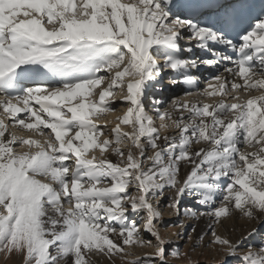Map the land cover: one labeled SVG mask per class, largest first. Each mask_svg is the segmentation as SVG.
I'll list each match as a JSON object with an SVG mask.
<instances>
[{"label":"snow or ice","instance_id":"1","mask_svg":"<svg viewBox=\"0 0 264 264\" xmlns=\"http://www.w3.org/2000/svg\"><path fill=\"white\" fill-rule=\"evenodd\" d=\"M165 208L173 227L207 218L222 260L264 264L256 228L217 231L264 222V0H0V253L94 264L147 246L130 264H168Z\"/></svg>","mask_w":264,"mask_h":264},{"label":"rangeland","instance_id":"2","mask_svg":"<svg viewBox=\"0 0 264 264\" xmlns=\"http://www.w3.org/2000/svg\"><path fill=\"white\" fill-rule=\"evenodd\" d=\"M113 125L114 124H110L109 127H112ZM161 134H166V133L162 132ZM172 134L174 133L172 132ZM166 210L167 213H165ZM171 213H172L171 210H168L167 208L163 210V217H162L163 227L161 228L162 237L168 241H171V243L166 245L169 253L168 264H233L231 258H225L222 260L221 256L217 252L207 247L209 243L208 237H206L207 241H205L206 239H204V241H200V237H198L199 235H197L196 232H193L192 229L188 227L187 221H185L183 227H173L172 225L177 222L178 218ZM135 219H137V223L141 222L139 218H135ZM263 224L264 222L262 223V225ZM179 228H182V232L178 231ZM236 229L238 228L232 223V220L228 221L223 227L217 226L218 233L222 235H225L226 231L232 234ZM263 232H264V225L257 230V234L255 236V241L259 245L261 243H264ZM176 233H180L181 235L177 236L175 235ZM189 234H191V240L188 239ZM144 238L146 240H152L153 244L155 243L154 238H152L147 233H145ZM248 242L249 241H246L245 243ZM250 242L256 245V243L252 242V239L250 240ZM193 245H198L194 251L192 250ZM176 250H179L181 253H187L188 256L181 257L179 259L172 258L171 253ZM128 251H130L132 255L127 256L124 260H121L119 256L112 257L111 260L113 261L114 264H130L131 261H135L137 258L145 259L147 256H151L152 254H154L155 248L147 247V246L143 248L134 247L128 249ZM99 255H94V256L101 257L103 254H101L100 256ZM0 257H5V255L3 253H0ZM10 258L11 257L9 256L8 259ZM7 263H10V261L4 263V261L0 259V264H7Z\"/></svg>","mask_w":264,"mask_h":264},{"label":"bare ground","instance_id":"3","mask_svg":"<svg viewBox=\"0 0 264 264\" xmlns=\"http://www.w3.org/2000/svg\"><path fill=\"white\" fill-rule=\"evenodd\" d=\"M165 75H168V73H165ZM199 75L201 76V79H203L206 75H207V72H204V73H199ZM204 85L203 83L200 84V88H203ZM184 92V87L182 85H178L176 88L174 89H169V86L165 83V86H164V91L162 93H159L158 95L159 96H162L165 100H169L172 98V97H179L183 94ZM120 104V100L119 98H117V101H116V105L115 106H119ZM123 109H121L119 112H117L115 115L113 114H109L107 116V120L108 121H113L115 120V116L116 115H120L122 113ZM101 124H103V121H101ZM114 126V125H113ZM18 135H27V133H17ZM161 135H172V132H168L166 134H161ZM110 159L113 160V162L116 161V157L114 156H110L109 157ZM184 171H187L186 169ZM167 198V195L165 197V199ZM184 206V205H183ZM170 210V209H168ZM172 212V210H171ZM165 213H167V210L165 211ZM173 214V213H171ZM175 216V215H174ZM185 221L188 222V227H190V229H193L195 228V231L197 235H199L198 237H200L207 229V225H208V220L207 218H199L198 220H187L185 219L183 221V224L185 223ZM202 225H201V224ZM232 223L238 228L236 229L232 234H230L228 231H226L225 235H227L230 239L232 240H237L238 238H241L243 236H245L247 234L248 231H250L252 228H256L257 230L259 228H261L263 225L261 223H256V222H246L245 220L237 217L235 218L234 220H232ZM232 229V228H230ZM180 232H182V228H179ZM184 233V232H183ZM264 233V232H263ZM196 236V235H195ZM205 241H207V238L205 237ZM204 241V240H203ZM252 242L256 243L255 241V237L252 238ZM256 245H259L256 243ZM101 255V254H100ZM99 255V256H100ZM11 258H9V256L7 258L5 257H0V259H2L4 261V263L10 261V263H7V264H21V261L18 257H15V256H10ZM92 260L94 262V264H114L112 260H109L108 258H106L105 256H101V257H96V256H93L92 257Z\"/></svg>","mask_w":264,"mask_h":264}]
</instances>
